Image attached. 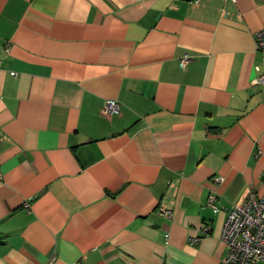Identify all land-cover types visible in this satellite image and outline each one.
<instances>
[{
    "label": "crops",
    "instance_id": "obj_1",
    "mask_svg": "<svg viewBox=\"0 0 264 264\" xmlns=\"http://www.w3.org/2000/svg\"><path fill=\"white\" fill-rule=\"evenodd\" d=\"M262 27L264 0H0V264H218L264 191Z\"/></svg>",
    "mask_w": 264,
    "mask_h": 264
},
{
    "label": "built area",
    "instance_id": "obj_2",
    "mask_svg": "<svg viewBox=\"0 0 264 264\" xmlns=\"http://www.w3.org/2000/svg\"><path fill=\"white\" fill-rule=\"evenodd\" d=\"M194 4L211 0H189ZM235 1V0H233ZM256 50L260 53L264 63V27L255 32ZM189 56L184 54L180 60V66H185ZM258 69V68H257ZM253 83L261 84L264 88V70L253 79ZM120 104L115 99H108L103 106V114L113 115L118 113ZM220 179H217L219 181ZM264 183V169L262 171ZM215 194L208 196V205L214 212L218 211L214 204ZM23 206L29 209L28 201ZM162 213L169 211L161 208ZM209 226L203 224L200 234L193 235L190 240L197 242L202 236H207ZM221 240L225 246V254L218 264H253L257 261L264 263V191L256 194L250 191L244 195L241 201L231 204L228 208L221 230Z\"/></svg>",
    "mask_w": 264,
    "mask_h": 264
},
{
    "label": "trees",
    "instance_id": "obj_3",
    "mask_svg": "<svg viewBox=\"0 0 264 264\" xmlns=\"http://www.w3.org/2000/svg\"><path fill=\"white\" fill-rule=\"evenodd\" d=\"M2 243V240L0 239V244Z\"/></svg>",
    "mask_w": 264,
    "mask_h": 264
}]
</instances>
